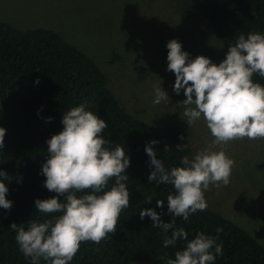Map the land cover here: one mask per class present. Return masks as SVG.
<instances>
[{"label":"clouds","instance_id":"1","mask_svg":"<svg viewBox=\"0 0 264 264\" xmlns=\"http://www.w3.org/2000/svg\"><path fill=\"white\" fill-rule=\"evenodd\" d=\"M166 48L167 70L175 75L173 91L179 95L183 90L186 97L180 102L184 120L192 126L202 118L213 139L191 158L181 156L179 164L171 167H165L157 157L153 148L157 140L145 145L152 166L147 181L172 185L173 191L166 197L167 214L172 219L165 222L153 208H142L139 217L150 218L151 227L160 229L164 248L183 241L174 258H160L162 264H215L223 254L222 244L216 242L221 229H216L217 236L197 231L189 238L184 227L176 226L175 218L188 221L192 214L207 208L205 192L210 185L230 183L235 165L226 153L230 141L264 138V84L253 79L254 75L264 78V32L240 33L219 63L204 55L190 57L175 38ZM153 93V104L170 99L161 85L154 87ZM61 123L62 130L46 141L47 159L41 168L44 187L57 195L34 201L42 218L10 225L19 251L30 264H70L81 242L100 243L116 231L120 214L130 202L125 171L130 156L119 144L109 146L102 135L108 125L90 110L89 100L68 108ZM5 134L6 129L0 127V149ZM185 148L186 143L176 145L177 151ZM9 181V175L0 170V208L6 210L13 204L6 198ZM164 203L156 200L159 208Z\"/></svg>","mask_w":264,"mask_h":264},{"label":"trees","instance_id":"2","mask_svg":"<svg viewBox=\"0 0 264 264\" xmlns=\"http://www.w3.org/2000/svg\"><path fill=\"white\" fill-rule=\"evenodd\" d=\"M191 2L226 52L240 33L264 32V0ZM253 79L264 84V78L258 75ZM85 98L90 110L108 125L102 135L109 146L119 144L130 156V166L125 170L130 202L120 214L116 231L100 243L81 242L70 264H162V256L174 258L175 251L182 248L180 240L175 246L164 248V234L151 227L150 218L141 220L139 212L153 208L165 222L172 219L167 214L166 201L173 191L172 185L147 181L152 166L144 148L149 141L157 140L153 145L157 157L165 167L176 166L181 156L191 152L187 135L179 128L154 126L129 113L109 88L98 64L57 32L45 28L23 31L0 21V127L6 129L0 149V170L9 175L6 198L13 201L10 209L0 208V264H30L19 251L10 225L42 218L34 201L57 195L44 187L46 178L41 168L47 159L46 141L62 130L64 112ZM184 143L187 148L177 151L176 145ZM157 199L165 201L163 208L156 206ZM175 220L177 227L182 226L189 233V238L197 231L217 236L216 229H221L216 242L222 244L223 254L215 264H264V245L208 205L188 221L180 217Z\"/></svg>","mask_w":264,"mask_h":264},{"label":"rangeland","instance_id":"3","mask_svg":"<svg viewBox=\"0 0 264 264\" xmlns=\"http://www.w3.org/2000/svg\"><path fill=\"white\" fill-rule=\"evenodd\" d=\"M0 21L23 31L57 32L98 64L129 113L182 130L190 158L213 139L202 118L192 126L184 120L180 102L186 97L173 91L175 75L167 70L166 43L174 38L192 58H225L223 44L191 0H0ZM160 85L170 99L153 104ZM226 153L235 161L230 183L210 185L207 205L264 245V138L232 140Z\"/></svg>","mask_w":264,"mask_h":264}]
</instances>
